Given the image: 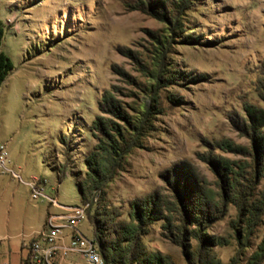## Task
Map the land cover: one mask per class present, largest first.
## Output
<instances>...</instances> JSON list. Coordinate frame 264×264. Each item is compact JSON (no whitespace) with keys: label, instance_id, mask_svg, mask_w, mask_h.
<instances>
[{"label":"rangeland","instance_id":"rangeland-1","mask_svg":"<svg viewBox=\"0 0 264 264\" xmlns=\"http://www.w3.org/2000/svg\"><path fill=\"white\" fill-rule=\"evenodd\" d=\"M0 20L14 66L0 141L23 181L45 180L61 205L89 204L79 229L90 239L96 226L107 241L137 226L140 252L165 264L256 263L264 0H0ZM62 212L0 170V239L12 252Z\"/></svg>","mask_w":264,"mask_h":264},{"label":"built area","instance_id":"built-area-1","mask_svg":"<svg viewBox=\"0 0 264 264\" xmlns=\"http://www.w3.org/2000/svg\"><path fill=\"white\" fill-rule=\"evenodd\" d=\"M0 170L15 180L23 181L20 172L11 166L7 143L1 141ZM27 185L33 200L46 201L63 212L48 213L43 230L22 243L25 255L21 264H107L97 241L88 238L79 229L80 224L88 220L89 204H59L57 198L46 192V181L39 177H32Z\"/></svg>","mask_w":264,"mask_h":264},{"label":"trees","instance_id":"trees-1","mask_svg":"<svg viewBox=\"0 0 264 264\" xmlns=\"http://www.w3.org/2000/svg\"><path fill=\"white\" fill-rule=\"evenodd\" d=\"M6 27L4 23L0 20V89L8 77L9 73L14 68L12 60L10 57L5 54V52L2 50V43L5 36ZM113 154L115 156L121 155L122 152L118 148H112ZM126 154V153H124ZM90 165V163H89ZM96 173L100 174V170L96 169ZM98 174V177H99ZM65 175H62L60 172H58V181L62 182ZM88 187L86 185L79 183L78 189L81 194L82 198H85L86 196V190ZM151 216V215H150ZM149 219L151 221L163 219L164 214L163 212L159 213V215L152 216ZM140 218L138 219L140 225L142 227L145 226L144 220L146 219L144 217V214H140ZM88 219V216H87ZM194 223V222H193ZM134 225V224H133ZM99 227L96 226V232L97 238L95 240L99 244L101 254L103 255L105 261L107 264H165V262L156 255L146 256L147 254H143L140 252V238L143 235V228L142 230H139L137 226H127L120 224L115 232L119 234H123V237L118 238L116 241H107L103 238V236L99 235L100 230ZM141 233V234H140ZM136 241V244L133 246L123 247L124 241ZM258 253H260L259 258L257 259L255 264H262L264 262V240L258 247Z\"/></svg>","mask_w":264,"mask_h":264},{"label":"crops","instance_id":"crops-1","mask_svg":"<svg viewBox=\"0 0 264 264\" xmlns=\"http://www.w3.org/2000/svg\"><path fill=\"white\" fill-rule=\"evenodd\" d=\"M18 169L19 170H22L21 167L18 168ZM57 174H58V171H57ZM28 182L22 181L21 183L23 185H25L26 187H28V185H27ZM45 222H46V217L42 220V222L40 223V225H38V228H35L32 231V233L29 234L28 237H24L23 240H20L19 241L17 249L15 251H13V252H12V249H11V244H10L11 243V239L10 238L5 237L3 239H0L1 240L0 241V256H3L7 252H10V251L12 253L11 258L9 260H5L4 263L5 262H9V264H21L22 258L25 255V252L21 248L22 243L24 241L30 240V239L34 238L35 236H37L43 230L44 225H45Z\"/></svg>","mask_w":264,"mask_h":264}]
</instances>
